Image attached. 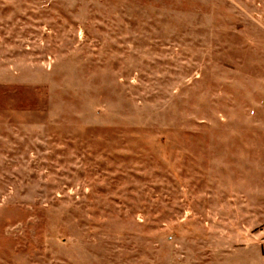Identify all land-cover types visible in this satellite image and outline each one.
Returning <instances> with one entry per match:
<instances>
[{"label":"rangeland","instance_id":"374dc122","mask_svg":"<svg viewBox=\"0 0 264 264\" xmlns=\"http://www.w3.org/2000/svg\"><path fill=\"white\" fill-rule=\"evenodd\" d=\"M0 264H264V0H0Z\"/></svg>","mask_w":264,"mask_h":264}]
</instances>
